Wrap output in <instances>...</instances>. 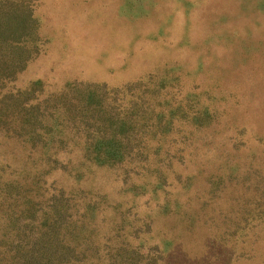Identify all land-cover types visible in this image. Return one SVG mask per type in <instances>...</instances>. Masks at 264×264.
Masks as SVG:
<instances>
[{"label":"trees","instance_id":"1","mask_svg":"<svg viewBox=\"0 0 264 264\" xmlns=\"http://www.w3.org/2000/svg\"><path fill=\"white\" fill-rule=\"evenodd\" d=\"M45 44L28 0H0V264H170L169 243L148 245L161 227L155 215L208 228L216 223L211 200L196 198V209L184 187L187 203L167 196L139 215L91 174L108 172L131 191L141 180L209 182L191 145L218 108L179 95L168 70L116 86L77 78L18 84Z\"/></svg>","mask_w":264,"mask_h":264},{"label":"rangeland","instance_id":"2","mask_svg":"<svg viewBox=\"0 0 264 264\" xmlns=\"http://www.w3.org/2000/svg\"><path fill=\"white\" fill-rule=\"evenodd\" d=\"M28 1L46 44L18 84L43 78L57 87L77 78L116 86L168 70L179 95L218 108L191 145L195 166L207 162L212 172L209 182L141 180L131 191L108 172L90 173L139 215L164 198L187 203L186 190L193 204L211 200L215 225L189 229L181 216L155 215L161 227L148 245L169 243L170 264H264V0Z\"/></svg>","mask_w":264,"mask_h":264}]
</instances>
